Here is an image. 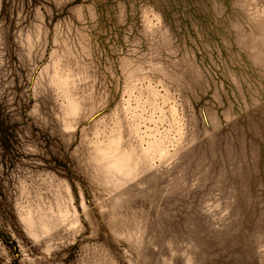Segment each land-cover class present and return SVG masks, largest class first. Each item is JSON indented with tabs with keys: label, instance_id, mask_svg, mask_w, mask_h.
<instances>
[{
	"label": "rangeland",
	"instance_id": "rangeland-1",
	"mask_svg": "<svg viewBox=\"0 0 264 264\" xmlns=\"http://www.w3.org/2000/svg\"><path fill=\"white\" fill-rule=\"evenodd\" d=\"M0 264H264V0H0Z\"/></svg>",
	"mask_w": 264,
	"mask_h": 264
}]
</instances>
